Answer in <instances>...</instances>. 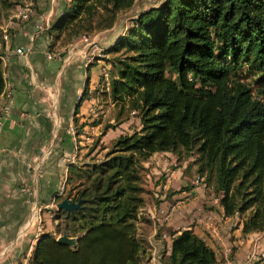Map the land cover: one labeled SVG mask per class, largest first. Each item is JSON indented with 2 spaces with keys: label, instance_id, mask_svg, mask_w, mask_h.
Wrapping results in <instances>:
<instances>
[{
  "label": "trees",
  "instance_id": "1",
  "mask_svg": "<svg viewBox=\"0 0 264 264\" xmlns=\"http://www.w3.org/2000/svg\"><path fill=\"white\" fill-rule=\"evenodd\" d=\"M134 1L68 0L47 28L49 49L109 29ZM106 51L115 64L104 92L115 122L102 133L132 113L138 125L102 158L68 164L65 181L80 204L55 212L76 243L42 234L27 264H140L144 163L159 152L185 161L183 172L203 184L222 216L241 217L242 234L264 230V0H161L132 18ZM3 70L0 59V94ZM246 73L255 77L253 91ZM164 264H215V254L183 229L171 235Z\"/></svg>",
  "mask_w": 264,
  "mask_h": 264
},
{
  "label": "crops",
  "instance_id": "2",
  "mask_svg": "<svg viewBox=\"0 0 264 264\" xmlns=\"http://www.w3.org/2000/svg\"><path fill=\"white\" fill-rule=\"evenodd\" d=\"M67 1L38 0L36 13L27 20L0 25L2 35L5 32V38H0V56L6 57L0 94V264H27L37 230L51 225L45 215L62 189L68 164L82 163L75 159L99 133L96 118L102 97L98 92H105L108 84L103 87L99 82L98 60L90 62L82 38L60 48L48 46L47 28ZM113 31L111 27L87 39L108 48L122 34ZM16 47L23 54H15ZM47 53L52 56L47 58ZM104 102L113 107L107 94ZM113 133L107 129L99 142L110 144L118 136ZM163 155L167 158L160 163L154 160ZM144 165L152 166L149 178L150 174L162 177L157 176L154 187L156 204L147 202L138 210V218L148 220L149 231L145 234L146 258L140 264H164L171 235L183 229H190L214 251L215 264L264 263V230L242 234L238 217H223L203 184L183 172L185 161L176 163L171 153L159 152ZM169 208L168 220L157 227L151 216ZM35 213L40 226L32 220ZM252 252L254 259L249 260Z\"/></svg>",
  "mask_w": 264,
  "mask_h": 264
},
{
  "label": "rangeland",
  "instance_id": "3",
  "mask_svg": "<svg viewBox=\"0 0 264 264\" xmlns=\"http://www.w3.org/2000/svg\"><path fill=\"white\" fill-rule=\"evenodd\" d=\"M24 1L25 0H6V1L2 2L0 0V25L4 24V22H6V26H9V25H11L10 21H12L13 24H14L15 21H18L15 17H13V15L16 13V10L18 9V7H20V6H22L24 4ZM37 1L38 0H32V2H33L32 10L33 11H32L31 14H33V15H34V13H36L35 12V7H36V2ZM160 1L161 0H135L130 9H128L127 11H125L123 13H120L117 16V18L115 19L113 25L111 26V27L114 28L113 32L114 33L120 32V33L123 34L126 31V29L128 28V26H130L132 18H134L139 12H141L143 10H146L149 7L156 6ZM28 18H30V16ZM8 20H10V21H8ZM6 28H8V27H6ZM101 31H104V30H101ZM101 31H98V32H101ZM98 32H95L93 34H96ZM93 34H91V35H93ZM1 35H2V33H1V29H0V38H1ZM91 35H87L85 37L88 38ZM94 44H95V42H94ZM96 46H98V44ZM103 46L104 45L100 43L99 46H98V50L97 51H91V49L89 50L90 46H88V51H89L88 55L92 58L90 60V62L92 60H95V59L98 60V64H99V66H98L99 82L102 85L103 84L106 85V84L109 83L110 78L112 77V75H114L115 64L113 63V55L111 53H108L106 51L107 48H103ZM103 72L106 73V78L105 79H104V76L102 75ZM245 77H246V79H245L246 82L250 86H252V91H253L254 88L256 87V84H257L256 82L253 81V78H255V77L250 76L247 73L245 74ZM104 85H103V87H104ZM98 95L100 97H102V104L98 108V116L96 118V120H98V123H99V129H98L99 133H96L95 135H93L91 140L88 141V142L96 141V145L93 148V150L91 151V153L90 152L86 153L87 150H85V151H83L84 153L81 156L82 158L80 157L81 159L80 158L79 159H75V160H80L82 162V163H80V162L76 163L77 165H80L81 167L84 166L85 164L90 163L93 160H97V159L102 158V155H103V153L105 151L102 147L109 146V144L108 145H102V143L99 142L100 135H102L104 133V132L102 133V126L104 124H108V123L112 124V123L115 122V120H114V114H115L114 107H110V105H108V103L104 102V100H106V93H104L103 90H101V91L98 92ZM122 122L123 123L125 122L122 125V127H118L117 126L119 124L118 123L115 126H113L111 128H108V129H111L114 132L113 134L122 135V134H126V133L131 132L132 129L136 128L137 125H138V119H137V117H136V115L134 113H132L131 115H128V117L125 118V120L122 121ZM123 126H125V127H123ZM157 158H154V160L158 161L160 163L163 159L167 158V156L163 155V156H158ZM174 158H175V156H174ZM175 162L176 163L178 162V161H176V158H175ZM71 164H75V163H71ZM152 166L159 168L158 166H156L154 164ZM168 166H172V165H168ZM151 167L150 166L146 167L148 174H149V172H148L149 168H151ZM185 174L187 175V177H190V179H192V177L194 175L191 171H188ZM157 176H160L159 178H161L162 174L161 175H159V174H150V178L147 177L146 181H143L142 187H143L144 193H143L142 196H143L144 203L148 202V204L149 203L150 204H155V202H154L155 199H153V196L150 194V191L156 185ZM153 177H155L156 179L155 178L153 179ZM193 181H195L196 184L198 183L197 180H193ZM71 184L72 183L68 184L66 181H64V184L62 185V189L60 188V191L58 193L59 199L53 200V201L50 202V204L48 206L49 212H47V215H45V217H49L48 219L51 220V225H50V227H48L45 230L42 229V231H40V232L37 230L38 235H37L36 241L40 237V235H42V234H48L53 239H55V237L57 235L61 234V232L64 230V229H62V226L68 224V223H63V217H60V219L58 217H56L55 203L57 201H59L60 199H62L63 197H68V198L72 199L71 197L74 195V188L72 189V185ZM208 194L211 195L210 193H208ZM211 198H212V195H211ZM213 199H215V198L213 197ZM216 202H217V200H216ZM34 215H35V218L32 219V220H34V224L36 226H38V225L40 226L41 222H40V219L37 217V213H35ZM142 217H144V216H142ZM235 217H238V219L241 221V217L239 215H235ZM137 225H138L137 231H138V234H139L138 237L140 239L143 238L144 241L142 243L147 248L148 247V242L146 240V235H145V234H147L149 232L148 228H147V224H145V223H140L139 224L138 223ZM45 226H46V224L44 225V227ZM56 227H59V228L56 229ZM72 237H76V236H72Z\"/></svg>",
  "mask_w": 264,
  "mask_h": 264
},
{
  "label": "built area",
  "instance_id": "4",
  "mask_svg": "<svg viewBox=\"0 0 264 264\" xmlns=\"http://www.w3.org/2000/svg\"><path fill=\"white\" fill-rule=\"evenodd\" d=\"M32 5H33L32 0H25L24 4L20 7H18V9L16 10V13L13 15V17H15L19 22L27 20V18L30 16V14L33 11ZM2 38H5V32L2 35ZM82 39L86 42V44L88 46H90L91 51H97L98 50V46H96V44H94V42H92L91 40H87L86 37H83ZM14 53L15 54H23V50L21 47H16L14 49ZM51 56H52V54H50V53L46 54L47 58H50ZM0 59L2 60L3 63L6 61L5 56H0ZM102 75L104 76V79H105L106 73L103 72ZM3 78H4V73H3ZM169 212H170V208L166 211H160L159 214L152 215L151 219L153 220L154 224L157 227H160L161 225H163L168 220ZM38 231H40V230L38 229ZM159 233L161 234L162 238L166 237V235L163 232L159 231ZM254 256H255V254H253V252L250 253V257H249L250 259L249 260L254 259Z\"/></svg>",
  "mask_w": 264,
  "mask_h": 264
},
{
  "label": "water",
  "instance_id": "5",
  "mask_svg": "<svg viewBox=\"0 0 264 264\" xmlns=\"http://www.w3.org/2000/svg\"><path fill=\"white\" fill-rule=\"evenodd\" d=\"M80 200L74 201L68 197H63L59 201L55 203L56 210H65V211H72L79 207ZM77 237L68 236L66 232L63 230L61 234L57 235L54 241L58 244L66 245V246H73L75 245Z\"/></svg>",
  "mask_w": 264,
  "mask_h": 264
}]
</instances>
